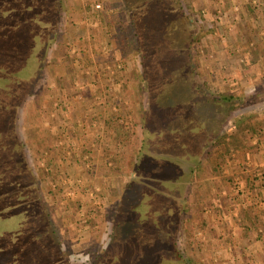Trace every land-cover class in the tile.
<instances>
[{
	"label": "rangeland",
	"instance_id": "rangeland-1",
	"mask_svg": "<svg viewBox=\"0 0 264 264\" xmlns=\"http://www.w3.org/2000/svg\"><path fill=\"white\" fill-rule=\"evenodd\" d=\"M178 1L195 25L194 78L212 99L227 92L246 98L208 140L213 150L188 181L178 264H264V0ZM61 5L51 23L58 24L57 37L19 109L17 134L72 264H106V257L112 264H146L167 256L173 228L154 188L146 180L137 189L132 184L150 90L139 79L133 34L118 0ZM23 14L0 10V22ZM149 92L146 146L158 169L178 178L182 141L190 142L183 134L190 129L189 102L170 100L176 91L166 79ZM239 117L255 132L242 130L244 145L234 149L229 137ZM223 135L229 137L212 143Z\"/></svg>",
	"mask_w": 264,
	"mask_h": 264
},
{
	"label": "trees",
	"instance_id": "trees-1",
	"mask_svg": "<svg viewBox=\"0 0 264 264\" xmlns=\"http://www.w3.org/2000/svg\"><path fill=\"white\" fill-rule=\"evenodd\" d=\"M60 6L61 0H0L3 13H24L22 18L0 22V153L6 154L0 158V264H72L41 200L38 180L16 127L19 109L31 94V87L40 79L46 55L57 37L58 24L51 23L61 12ZM118 6L133 34L131 41L139 59V79L147 90L150 88L146 94L148 109L153 103L149 91L163 79L176 91L168 97L170 100L189 102L184 113H189L190 129L183 130V134L188 135L190 142L182 141L184 156L181 159L184 162L181 161V166L179 163V177L161 172L157 163L152 162L156 157L146 146L149 140L145 128L146 108L142 114V141L133 169L137 178L133 180L136 183H132L137 189V184L146 180L149 189L154 188L162 198L160 204L170 212L167 221L173 228L172 240H165L167 256L159 253L164 257L157 254L158 257L147 258L146 264H151L150 260L153 264H178L181 255L177 230L183 210L181 200L188 181L196 175L201 158L210 156L213 150L208 140L218 133V127L236 105L246 103V98L227 92L212 99L194 78L195 25L189 23L187 16H182L178 0H118ZM99 17L106 25L103 11L99 12ZM24 66L27 69H22ZM196 111H202V119ZM243 121L239 117L230 137L223 135L212 143H221L229 137L234 149L244 145L239 136L242 130H255L251 125L241 123ZM208 133L212 135L208 136ZM106 264H112L107 257Z\"/></svg>",
	"mask_w": 264,
	"mask_h": 264
}]
</instances>
